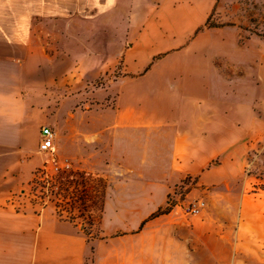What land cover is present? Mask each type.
Masks as SVG:
<instances>
[{
	"label": "crops",
	"instance_id": "obj_1",
	"mask_svg": "<svg viewBox=\"0 0 264 264\" xmlns=\"http://www.w3.org/2000/svg\"><path fill=\"white\" fill-rule=\"evenodd\" d=\"M230 3L0 0V264H264V38L208 25ZM43 126L58 168L107 183L89 234L10 204ZM188 178L201 212L165 211Z\"/></svg>",
	"mask_w": 264,
	"mask_h": 264
},
{
	"label": "rangeland",
	"instance_id": "obj_2",
	"mask_svg": "<svg viewBox=\"0 0 264 264\" xmlns=\"http://www.w3.org/2000/svg\"><path fill=\"white\" fill-rule=\"evenodd\" d=\"M112 18L114 19L116 16L114 15ZM234 21L242 27V35L244 37L257 33L264 36V2L256 3L252 0H240V4L230 3L228 5H222L214 12V16L210 19L209 24L225 25L234 23ZM109 25L92 22L88 28L86 25L76 24V30L90 29L92 32H100L102 34L107 30L104 27H108ZM114 26H120V24L116 23ZM91 42L92 44L95 43L94 45L98 47V39L92 38ZM111 42L118 41L112 39ZM100 81L102 80L98 78L96 83H100ZM40 139V134L37 139L31 133L28 134L27 148L24 156H21L19 151L11 150L12 175L16 174L14 171H18V167L21 164L20 161H23L24 164L25 162L30 163L35 159L44 161L41 166L38 165L33 170L32 178L26 186V189L18 191L14 195L17 196L18 200L22 199L38 207H41V203H46V206H53L55 209L57 205H60L64 210V218L68 217L66 219H70L72 217L73 220H71L78 224V226L86 223L88 224V231H90L99 219L100 202L106 190L107 183L87 173L76 172L67 164L61 165V170L56 172L59 165H55L54 151L49 153L40 152ZM2 155L1 152L0 158H2ZM42 168L53 179H49L48 182L43 181L44 173H40L38 181L34 182L33 179L36 173ZM71 174L72 176L69 177ZM83 200L87 201L89 209H87V204L85 205Z\"/></svg>",
	"mask_w": 264,
	"mask_h": 264
},
{
	"label": "built area",
	"instance_id": "obj_3",
	"mask_svg": "<svg viewBox=\"0 0 264 264\" xmlns=\"http://www.w3.org/2000/svg\"><path fill=\"white\" fill-rule=\"evenodd\" d=\"M40 136H41V139H40V143H39V150L43 153L53 152L55 150V139H56V134H55L54 130L50 126H43L40 130ZM60 170H61V168H57L56 172H58ZM41 173H44L43 181L48 182L49 179H53V177L49 176V174H47L46 170L43 168H42ZM190 183H191V178H188L187 180L182 182L180 185L173 188L172 192L168 196V207H172L175 205H181L182 210L186 214H199L201 212V209H203V207L205 205L204 201H202V200L197 199V200H194V201L187 203V204L182 203L186 189L188 188ZM16 201H18V202H16ZM83 202L85 205L87 204L86 207H87V209H89V205H88L87 201L83 200ZM16 203H18L17 207H21L19 205H22V203H20V201L18 199H12L10 202V204H12V205H15ZM45 206H46V203H41V207H45ZM88 211H90V210H88ZM56 213L58 214V216L64 217V210L61 208L60 205L56 206ZM66 218H68V217H66ZM71 219H72V217H70L69 220H71ZM80 226L83 228V230L88 229V224H86V223H82Z\"/></svg>",
	"mask_w": 264,
	"mask_h": 264
},
{
	"label": "trees",
	"instance_id": "obj_4",
	"mask_svg": "<svg viewBox=\"0 0 264 264\" xmlns=\"http://www.w3.org/2000/svg\"><path fill=\"white\" fill-rule=\"evenodd\" d=\"M209 21H210V20H209ZM209 21H208V25H209V26H215V25H211V24H209ZM225 25H227V24H225ZM219 26H223V25H219ZM257 35H259V36H263V35H260V34H258V33H257ZM263 37H264V36H263ZM41 172H42V169L38 170V172H37L36 175H35V178L33 179L34 182H37V181H38V177H39V174H40ZM71 176H72V174H71L69 177H71ZM72 179H73V178H72ZM166 210H169V207L166 208L165 211H166ZM163 211H164V210H163ZM163 211H162V212H163ZM160 212H161V211H160ZM71 221H72V220H71ZM84 231H85L86 233H88V234L90 233V231H88V229H84Z\"/></svg>",
	"mask_w": 264,
	"mask_h": 264
}]
</instances>
